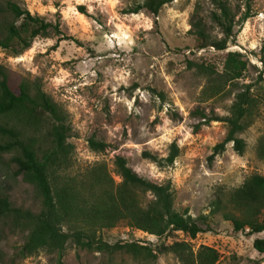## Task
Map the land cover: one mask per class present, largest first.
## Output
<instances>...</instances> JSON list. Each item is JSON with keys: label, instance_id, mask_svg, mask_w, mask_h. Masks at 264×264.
<instances>
[{"label": "rangeland", "instance_id": "rangeland-1", "mask_svg": "<svg viewBox=\"0 0 264 264\" xmlns=\"http://www.w3.org/2000/svg\"><path fill=\"white\" fill-rule=\"evenodd\" d=\"M31 12L58 21L63 34L53 29L34 37L29 48L14 55L0 47V63L16 86L21 79L39 82L41 88L65 111L70 126L67 140L73 144L67 172L81 174L102 163L117 182L114 157L121 154L140 175L157 182L169 180L174 207L192 216L208 214L209 227L191 237L181 230L156 235L125 219L98 229L109 242L136 240L150 245L154 257H135L122 249L102 251L68 242L62 264H188L162 244L185 240L196 253L201 244L214 247L213 264H264V251L253 246L255 236L247 227L234 229L223 211L232 210L231 191L251 173L264 174V0H251V15L234 26L235 34L224 49L197 48L191 31L195 7L215 36L222 33L208 18L209 0H169L157 15L142 9L125 12L141 0H16ZM243 5L244 0H230ZM82 4L86 13L79 11ZM228 50L240 52L245 68L238 76L224 73ZM248 90L254 106L250 123L239 135L242 152L232 141L213 156L227 123L222 119L203 122L195 108L223 117L235 96ZM198 123L197 128L194 124ZM107 142L94 149L88 137ZM171 142L178 154L168 165H158L141 155L148 149L166 155ZM9 153L0 154V193L13 205L38 210L34 186L14 172ZM151 194L142 196L143 202ZM220 200V208L215 201ZM264 220V208L260 215ZM26 231L0 222V264H58L55 251L39 249L21 255Z\"/></svg>", "mask_w": 264, "mask_h": 264}, {"label": "trees", "instance_id": "trees-1", "mask_svg": "<svg viewBox=\"0 0 264 264\" xmlns=\"http://www.w3.org/2000/svg\"><path fill=\"white\" fill-rule=\"evenodd\" d=\"M169 0L133 1L123 11L138 12L146 9L157 15L161 6ZM212 8L209 20L221 31L213 35L205 19L195 7L191 15V31L197 48L212 46L224 49L235 34L234 26L244 21L251 13V0L243 5H233L230 0H209ZM79 11L86 13L82 4ZM53 29L60 37L68 38L59 27V22L45 19L31 12L16 0H0V47L17 55L29 48L34 37ZM237 50H228L225 56L224 73L238 76L245 68V60ZM254 106L248 90H241L231 103L226 116L206 113L199 108L193 112L203 117V122L222 119L227 123L223 138L212 147L208 155L213 156L225 149L232 141L233 147L242 152L245 141L239 135L251 121ZM198 123L194 124L197 128ZM70 126L65 111L44 91L39 82L21 79L16 86L10 82L8 71L0 63V154L9 153L14 172L34 186L39 198L38 210L13 205L6 194L0 193V222L10 228L26 231L25 239L18 249L19 254L28 255L39 249L55 251L58 264L68 242L80 247L102 251L122 249L135 257H154L156 251L148 244L136 240L109 242L100 237L98 229L110 227L125 219L130 226L156 235L181 230L194 237L207 229L208 214L192 216L186 210L174 207V192L169 180L157 182L137 173L125 156L116 154L114 166L120 179L115 182L102 163L88 167L84 173L72 174L73 144L67 140ZM94 149H103L107 142L88 137ZM178 154V147L171 142L166 155L158 156L148 149L141 155L158 165L171 164ZM151 197L143 202L142 196ZM231 209L223 211L234 229L247 227L249 233L264 229L260 215L264 208V174L251 173L235 187L229 196ZM221 201H215L220 208ZM253 246L264 251V237L255 236ZM160 250L176 253L188 264H213L218 258L217 250L201 244L195 255L185 240H174L162 244Z\"/></svg>", "mask_w": 264, "mask_h": 264}]
</instances>
